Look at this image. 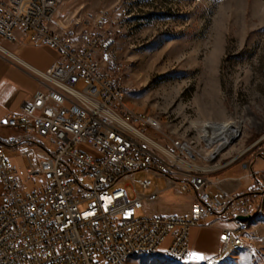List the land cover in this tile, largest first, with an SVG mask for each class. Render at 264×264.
<instances>
[{
  "label": "built area",
  "instance_id": "obj_1",
  "mask_svg": "<svg viewBox=\"0 0 264 264\" xmlns=\"http://www.w3.org/2000/svg\"><path fill=\"white\" fill-rule=\"evenodd\" d=\"M65 5L0 0V38L17 42L22 34L58 53L48 71L32 70L43 87L3 122L14 133L0 135V264H125V252L157 251L166 242L164 254L194 261L193 229L225 221L231 226L218 256L233 246L255 252L251 228L240 219L253 213L248 196L223 190L212 177L246 157L219 163V151L241 128L234 124L220 148L197 151L166 134L156 117L125 113L123 65L113 54L118 20L107 9L77 10L66 13L70 32L55 21ZM14 153L35 184L31 191ZM240 168L242 178L259 174L251 161ZM153 179L191 192L190 213H142L163 192Z\"/></svg>",
  "mask_w": 264,
  "mask_h": 264
},
{
  "label": "rangeland",
  "instance_id": "obj_2",
  "mask_svg": "<svg viewBox=\"0 0 264 264\" xmlns=\"http://www.w3.org/2000/svg\"><path fill=\"white\" fill-rule=\"evenodd\" d=\"M65 2L60 19L77 10L107 9L118 20L120 32L113 54L114 61L123 65L118 76L131 111L156 117L166 134L193 141L198 147L213 143V135L226 123H241V136L219 156V163L246 156L233 165L234 170L241 173L240 165L247 160L254 172L261 173L262 184L256 178H244L240 190L249 194L253 207L251 232L256 250L190 264H264V0ZM12 158L25 188L31 191L35 184L27 178L21 157L14 153ZM218 176L222 175H212ZM153 183L163 192L142 213H190L191 192L167 189L163 179H153ZM212 220L210 216L207 222ZM222 227H205L210 246L219 243ZM167 247L166 242L155 253L129 263L178 264L164 256Z\"/></svg>",
  "mask_w": 264,
  "mask_h": 264
},
{
  "label": "crops",
  "instance_id": "obj_3",
  "mask_svg": "<svg viewBox=\"0 0 264 264\" xmlns=\"http://www.w3.org/2000/svg\"><path fill=\"white\" fill-rule=\"evenodd\" d=\"M57 58L58 53L55 50L47 46L34 45L30 43L29 37H25L22 34H19V41L17 42H8L0 38V135L2 137H7L14 133L3 125L6 117L13 112L19 111L22 103L30 99L43 87L41 81L33 74L32 70L46 72L52 67ZM235 159H239V157ZM234 169V167H231L222 172V176L217 177L221 179L220 187L227 192L243 195L240 190L241 182L244 178H242L239 170ZM230 172H232V175L226 174ZM251 189L248 190L250 191ZM220 225H223L221 228L222 233L224 229L231 226L228 221H225L215 227ZM205 227L195 228L191 233L193 253L197 256L205 257L204 259L194 258V261L206 262L215 257L216 259L220 257L218 256L220 240L218 244L213 247L210 246L205 235Z\"/></svg>",
  "mask_w": 264,
  "mask_h": 264
},
{
  "label": "bare ground",
  "instance_id": "obj_4",
  "mask_svg": "<svg viewBox=\"0 0 264 264\" xmlns=\"http://www.w3.org/2000/svg\"><path fill=\"white\" fill-rule=\"evenodd\" d=\"M61 12L57 13L55 21L58 22L59 24H61L65 29H67L68 31L71 32L72 27H73V21L71 18L70 14H64L62 15V18L58 19V16ZM127 100H126V96L125 94H122V108L125 109V113L127 114H131V115H138V113H142V112H135V111H131L128 107H127ZM144 115H147V119H154L153 116L144 113ZM161 123V122H160ZM234 124L236 125V127L241 128V123H232V122H228L226 123V125L221 129L220 132L216 133L213 135L212 140L214 141L213 143H208V145L204 146V147H198L193 141H189L187 139L184 138H177L178 140H180L181 142H186L188 147H193L195 148L197 151H214L217 148H220V146H222L225 142H226V138H228L230 136L231 133V129H233ZM241 136V133L238 137ZM237 137V138H238ZM236 139V138H235ZM233 142V141H232ZM232 142H229L227 144V146H224L223 149L221 151H219V156H221V154L224 152V150H226L227 148H229V146H231L230 144ZM249 219L246 221V227L251 228L252 224L254 222V218H253V213L250 214V216H247ZM240 250H247L248 251V247H241V246H233L232 249H230V251L225 252V254L223 256H220L218 259L216 260H223L225 258L230 257L233 253L240 251ZM155 250H136V251H127L125 252V264H129V262L137 257L140 256H148L151 255L153 253H155ZM164 256L169 259L171 262L174 263H178V264H190L194 261H188V259H182V258H177V257H172V256H168L166 254H164Z\"/></svg>",
  "mask_w": 264,
  "mask_h": 264
},
{
  "label": "trees",
  "instance_id": "obj_5",
  "mask_svg": "<svg viewBox=\"0 0 264 264\" xmlns=\"http://www.w3.org/2000/svg\"><path fill=\"white\" fill-rule=\"evenodd\" d=\"M261 175V173H259V175H257L255 178L257 179V182H259V184H262V180L261 178L259 177ZM246 195H249V194H246Z\"/></svg>",
  "mask_w": 264,
  "mask_h": 264
},
{
  "label": "snow or ice",
  "instance_id": "obj_6",
  "mask_svg": "<svg viewBox=\"0 0 264 264\" xmlns=\"http://www.w3.org/2000/svg\"><path fill=\"white\" fill-rule=\"evenodd\" d=\"M222 239H227V237H222ZM194 258L204 259L205 257H203V256H197V255L194 254Z\"/></svg>",
  "mask_w": 264,
  "mask_h": 264
},
{
  "label": "water",
  "instance_id": "obj_7",
  "mask_svg": "<svg viewBox=\"0 0 264 264\" xmlns=\"http://www.w3.org/2000/svg\"><path fill=\"white\" fill-rule=\"evenodd\" d=\"M240 219H241L242 221H247L249 218H248V217H240Z\"/></svg>",
  "mask_w": 264,
  "mask_h": 264
}]
</instances>
